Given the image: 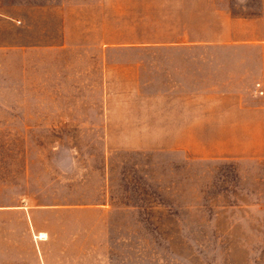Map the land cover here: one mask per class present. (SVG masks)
Segmentation results:
<instances>
[{
  "label": "rangeland",
  "instance_id": "1",
  "mask_svg": "<svg viewBox=\"0 0 264 264\" xmlns=\"http://www.w3.org/2000/svg\"><path fill=\"white\" fill-rule=\"evenodd\" d=\"M164 1L8 0L0 198L66 218L39 222L83 263L264 264V133L245 137L242 77L204 74L218 106L170 130L148 99L170 61L147 59L203 53L241 73L264 53L242 43L264 37V0Z\"/></svg>",
  "mask_w": 264,
  "mask_h": 264
},
{
  "label": "crops",
  "instance_id": "2",
  "mask_svg": "<svg viewBox=\"0 0 264 264\" xmlns=\"http://www.w3.org/2000/svg\"><path fill=\"white\" fill-rule=\"evenodd\" d=\"M7 3L8 0H0V13H4L5 18L6 11L11 10L6 5ZM164 3L179 8L191 4L190 6L196 10H201L203 5L202 0H165ZM216 4L211 5L212 9L221 12L222 8H217ZM242 43L244 45H264V37L246 38ZM149 56L147 59L155 60L157 58L170 61L162 65L159 64V69L168 71V74L164 75L162 85L148 84V86H152V92H155L148 99H162L163 104L157 108L162 109V113L159 115L163 116V123L169 125L170 130H175L177 126L180 128L181 124L202 123L203 108L218 106L209 103L204 106L203 104L204 98L212 97L204 96V85L212 86L215 82L211 77L204 79V74L207 73L206 75L213 76L215 74L222 77L223 79L218 83L224 87L231 84L232 79L229 80L228 77L234 75L242 77L243 89L239 92L243 93V102L242 106H238V108L242 109L245 137L250 138L252 126L255 132L258 130L259 133H264V53H260L258 62L250 65L248 61L251 60V57L242 54L243 71L239 74H236L235 71L219 73V70L215 68L217 64L212 63V56L204 58L203 53L194 57L186 55V53H172L170 56L163 55L161 57ZM152 66L155 67V65ZM187 72H190V75H187ZM261 91L263 94H260ZM226 93L233 92L227 91ZM50 219L60 220L57 221V224L61 225L67 221L64 217L39 211L37 206L30 205L27 201L9 205L6 204V199L0 198V264H90L71 258L74 254L72 248H59L58 243L65 239L60 240L58 236H55V230L51 227V223L39 222V220ZM62 231L65 233L68 229L62 228ZM60 234L62 232L58 235Z\"/></svg>",
  "mask_w": 264,
  "mask_h": 264
}]
</instances>
